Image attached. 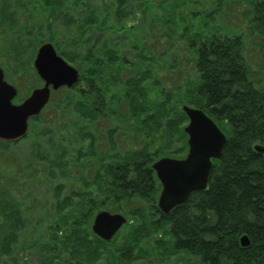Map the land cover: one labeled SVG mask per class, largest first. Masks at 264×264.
<instances>
[{"label": "rangeland", "instance_id": "374dc122", "mask_svg": "<svg viewBox=\"0 0 264 264\" xmlns=\"http://www.w3.org/2000/svg\"><path fill=\"white\" fill-rule=\"evenodd\" d=\"M58 2L0 0V66L5 80L18 90L14 104H21L34 89L44 86L33 62L46 42L82 73L86 55L102 51L104 45L118 52L121 59L103 65L100 73H88L99 74L108 89L104 91L107 101L114 96L105 113L89 116L87 105L76 97L86 90L85 82L80 81L73 90L52 94L41 116L29 122L24 138L12 143L0 139V264H200L172 248L167 229L154 230L156 216L150 205L139 200L119 206L106 195V167L119 156L150 146L152 140L146 136L150 131L143 130L131 116L125 84L150 71L148 100L155 104L169 99L176 106L184 97L182 90L185 93L190 82L198 79L194 50L209 30L244 36L245 55L264 76L261 38L251 28L255 6L264 0ZM106 59L113 61L111 55ZM170 117L161 116L153 124L157 145L162 147L158 159H181L188 153V136L180 137L177 130L184 131L188 119L167 124ZM161 191L155 196L157 209ZM91 202L108 206L95 215L107 211L128 220L110 242L92 232L95 215L89 228H83L89 231L88 240L101 243L98 257L89 247L76 255L75 246L66 241L75 218ZM16 215L20 226L14 225ZM15 231L17 241L11 237ZM54 234L59 239L53 244ZM131 237L133 244L127 241ZM126 245L131 246L129 250Z\"/></svg>", "mask_w": 264, "mask_h": 264}, {"label": "trees", "instance_id": "16d2710c", "mask_svg": "<svg viewBox=\"0 0 264 264\" xmlns=\"http://www.w3.org/2000/svg\"><path fill=\"white\" fill-rule=\"evenodd\" d=\"M251 28L261 38L264 57V2L255 6ZM107 46L86 55L88 61L81 72L80 81L85 82L86 90L76 97L83 106L87 105L89 116L105 113L107 102L114 96L111 94L107 101L104 91L108 89L101 83L99 74H88L97 70L100 73L103 65L121 59L118 52ZM194 51L198 79L190 82L185 93L182 90L184 97L176 106L169 99L155 104L148 100L146 82L150 71L126 82L125 96L129 99L131 116L143 130L150 131L146 136L152 140L150 146L124 158L119 156L120 159L106 167V195L112 204L119 206L139 200L150 205L156 216L154 230L167 229L172 248L198 259L200 264H264V155L254 150L264 142V76L246 57L245 38L240 33L206 31ZM108 55L113 61L106 59ZM114 67L118 69L117 63ZM184 104L206 112L227 131L228 140L222 158L214 162L207 189L194 192L184 205L165 216L155 206V196L161 187L152 165L161 156L162 147L157 145L153 124L161 116H171L167 124L177 120L187 122L181 110ZM177 130L180 137H186L180 127ZM100 209L108 206H94L91 202L75 218L72 235L66 241L67 245L75 246L76 255L82 253L83 247H89L98 257L101 243L98 239V245L88 240L89 231L83 228H89L94 213ZM16 216L14 225H21L20 216ZM17 234L15 231L11 235L13 241H17ZM244 235L251 241L247 248L240 244ZM56 239L58 235H52L53 244ZM130 239L127 241L133 244ZM3 243L8 250L11 248L9 243ZM130 247L126 245L127 250Z\"/></svg>", "mask_w": 264, "mask_h": 264}, {"label": "water", "instance_id": "95a60500", "mask_svg": "<svg viewBox=\"0 0 264 264\" xmlns=\"http://www.w3.org/2000/svg\"><path fill=\"white\" fill-rule=\"evenodd\" d=\"M34 68L44 82L42 88L35 89L20 105L13 100L16 88L5 81L0 67V139L16 141L27 135L29 119L38 117L48 104L51 92L62 88L72 89L80 81L81 73L60 57L51 43H44L37 50ZM188 124L184 128L188 136V153L183 159L163 157L152 169L162 186L158 208L169 215L184 205L194 192L204 191L208 186L213 161L222 158L227 137L217 123L203 110L183 105ZM255 151L264 155V142L255 146ZM123 215L101 211L96 214L92 232L105 242H110L127 224ZM241 247L251 245L248 236L240 239Z\"/></svg>", "mask_w": 264, "mask_h": 264}]
</instances>
